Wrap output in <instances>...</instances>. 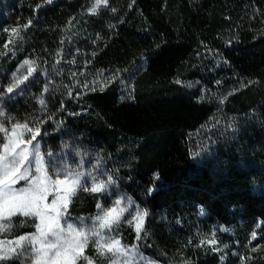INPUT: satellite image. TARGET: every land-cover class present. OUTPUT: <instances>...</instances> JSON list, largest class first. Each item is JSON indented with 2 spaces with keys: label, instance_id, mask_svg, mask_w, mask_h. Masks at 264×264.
Returning <instances> with one entry per match:
<instances>
[{
  "label": "trees",
  "instance_id": "1",
  "mask_svg": "<svg viewBox=\"0 0 264 264\" xmlns=\"http://www.w3.org/2000/svg\"><path fill=\"white\" fill-rule=\"evenodd\" d=\"M43 2L0 0L1 26L19 17L36 23L28 37L33 59L53 63L64 50L65 69L72 71L76 63L80 76L109 67L133 71L130 99L119 97L114 79L82 95L74 92L83 113L71 100L65 102L67 113L76 116L67 117L66 125L73 136L95 146L147 210L146 253L165 263L221 264L219 255L191 240L179 221L197 218L200 208L224 226L253 231L264 221V0H245L242 13L227 12L223 0H108L98 14L87 16L81 0H54L41 10L37 24L35 10ZM79 19L87 34L69 42L66 32ZM205 29L223 40L231 36L223 53L236 92L225 107L236 117L238 130L228 143H219L216 153L198 159L197 133L216 107L177 81L200 75L190 38ZM82 78L76 79L82 83ZM23 103L17 105L26 108L24 114ZM100 200L99 194L81 190L71 213L94 214ZM127 233L134 243V230ZM255 242V257L264 264V231Z\"/></svg>",
  "mask_w": 264,
  "mask_h": 264
},
{
  "label": "rangeland",
  "instance_id": "2",
  "mask_svg": "<svg viewBox=\"0 0 264 264\" xmlns=\"http://www.w3.org/2000/svg\"><path fill=\"white\" fill-rule=\"evenodd\" d=\"M54 1V0H53ZM83 5V16L90 15L87 10L92 7L94 0H81ZM52 4V3H51ZM51 4L43 2L40 8L35 10L37 24L41 22L40 12L42 9L50 7ZM245 0H223L222 6L229 13H242L245 8ZM24 20L19 17L13 24L7 26L0 25V93H6V89L12 86L17 80L21 81L18 87L14 89L11 94L0 96V108L4 112V116L0 117V123L9 131L12 125L25 124L35 131L40 129V135L36 137L40 141V152L42 154L51 153L52 156L45 157V166L48 170V175L52 181L57 179L53 175L54 172H61L64 168L73 170L74 172L91 173L95 177L96 183L101 181L106 182V177L111 176L114 183L109 185L105 192L96 193L100 195V202L98 205L102 206L104 210L112 208H124L125 211L120 216L117 224H114L111 229L102 230L105 240L109 237L119 240L120 244L129 250L127 259L121 257L119 264H173L160 261L144 250L143 232L148 216L147 210L139 204L133 195L127 190L124 183L119 180V176L108 167V163L103 156L98 152L93 144L86 143L81 137L73 136L72 129L69 130L67 124V117L74 118L73 114L67 113L65 102L71 100L72 106L79 108L80 113H83V104L79 101L73 93L78 91L80 95L88 93L90 89L97 87L100 83H109L110 79L117 81L119 90V97L121 99H130L134 92L132 76L133 71L124 68H108V71L96 72V69H91L90 73L86 75L78 64H72V71L65 69V65L69 64L67 61L68 54L63 51L56 53V61L53 63H43L41 60L33 59V55L28 51V37L31 30L35 27L34 21ZM79 19L76 23L71 24L67 30L66 38L69 42L79 36H86V29L82 31ZM83 22V21H82ZM159 23H163L162 19H158ZM34 23V24H33ZM15 30V31H13ZM224 37H226L224 35ZM231 37L227 35L226 38ZM221 39L220 37L210 33L209 30H204L200 35L192 36L190 43L195 50V67L199 69V76L192 79L179 80L182 85L188 88L194 94H199V100L213 104L216 107L215 115L209 122L203 126L197 133V151L198 159L209 158L216 153L219 143H228L230 136L234 135L238 130V123L236 117L232 116L226 111V104L230 96L236 92L230 83L232 82L229 63L225 60L224 49L230 45V41ZM32 61L31 67L35 69L31 76H28V67L21 65L25 60ZM112 70V71H111ZM47 71L51 72L47 77ZM15 73V77L13 76ZM46 76H45V75ZM28 76L27 80L24 77ZM68 76V77H65ZM84 77L83 80L77 81L76 78ZM111 77V78H110ZM113 80V81H114ZM73 86H70V85ZM47 86L48 91H44ZM19 92V95L16 93ZM13 96V99H9ZM43 99L45 104L42 106L39 101ZM22 100L28 111L21 112L25 108L23 105L18 107L17 103ZM61 109L55 111V107L61 103ZM19 108L20 111H19ZM26 109V108H25ZM11 117L12 119H6ZM34 121V123H32ZM29 134L24 133L23 139H29ZM220 140V141H219ZM6 140L0 141V151H2V143ZM35 143V141H33ZM63 179V175H60ZM81 183L88 189L92 187L93 180L87 175L82 178ZM25 181H19L15 185L16 188L26 187ZM67 187V186H60ZM58 186L55 184H48V193L44 203L51 204L56 196L64 195L62 191L57 190ZM81 190L86 193L83 188H77L75 195L69 199L67 210L60 218L61 226L67 228V224H71L78 232H89L93 229L98 215H103L101 208L96 209L94 214L77 215L71 213V204L74 197ZM93 193V192H91ZM124 198V199H122ZM132 201L129 206L128 200ZM121 200V204L117 206L115 201ZM199 209L197 218H182L179 224L185 228L187 234L190 235L191 240H196L198 244L215 251L221 260V264H259L255 257L257 252V245L255 241L263 236L264 221H259L255 224L253 231H249L243 225L224 226L218 223H213L209 220L208 215L203 209V214ZM137 211L144 213L142 229L140 232L141 239H137V232L135 225L137 220L134 219ZM128 221H132L129 223ZM39 223L36 217H24L19 214L12 217L11 232L0 234V241H12L20 235L32 234L35 232L34 224ZM23 225V226H21ZM128 228H132L136 234L135 242L129 243ZM226 229V230H225ZM255 233V239H253ZM128 234V235H127ZM97 239L91 235L88 238L87 247L84 249V255L93 260L94 264H102L106 257H98L97 250L94 246V240ZM215 240L214 245L204 243L201 241ZM15 247V245H10ZM133 246L135 251L133 252ZM218 249V250H214ZM223 257V259H221ZM18 260L22 264H28L26 258L18 259L13 256L7 261H2L0 264ZM76 264H84L82 259L76 260ZM111 264V261L108 262Z\"/></svg>",
  "mask_w": 264,
  "mask_h": 264
},
{
  "label": "snow or ice",
  "instance_id": "3",
  "mask_svg": "<svg viewBox=\"0 0 264 264\" xmlns=\"http://www.w3.org/2000/svg\"><path fill=\"white\" fill-rule=\"evenodd\" d=\"M52 2L53 0H46L48 4ZM107 6L108 0H94V4L87 11L95 15L102 7ZM110 10L114 11V9ZM28 23L31 24V21ZM32 63L26 59L21 65L22 68L29 65L28 76H31L35 71L31 67ZM13 76L15 77V73ZM28 76H25L24 80H27ZM179 82L177 81V83ZM19 83L21 81L17 80L16 83L6 89V93H0V96L13 93ZM44 91H48L47 86H45ZM19 94V92L16 93V95ZM13 98V96H9V99ZM39 103L42 106L45 104L43 99ZM3 116L4 112L0 108V117ZM6 119L12 118L6 117ZM25 132L30 137L27 140L23 139ZM38 135H40V129L36 128L33 131L27 123L12 125L10 131L0 123V141H7L2 143V151H0V234L11 232L12 217L17 214L24 217H36L39 220V223L34 224V233L20 235L12 241H0V262L15 256L18 259L26 258L28 264H76L78 259H82L84 264H94L92 259L84 255L89 235L97 238L94 240V246L98 257H106L102 264H108L109 261L111 264H119L121 257L127 259L129 250L122 246L119 240L109 237L106 241L102 232L104 229H111L114 224L119 222L120 216L125 211L124 208H119V211L117 208L104 210L102 206L97 205L98 208H101L103 215H98L95 218L97 223L90 233L78 232L71 224H67V228H64L60 223V218L66 212L70 202L69 198L75 195L77 188H83L93 193L105 192L109 185L114 183L112 177H106V182L96 183V178L92 177L91 173L74 172L64 168L62 173H53L57 179L52 181L45 166V157L50 158L52 154L40 152V141L36 139ZM60 175H63V179L59 178ZM86 175L93 180L90 189L81 183L82 178ZM19 181H25L27 186L16 188L15 185ZM49 183L55 184L58 186L57 190L64 193V195L54 197L51 204L44 203ZM151 191L152 189H149V192ZM115 204L119 206L121 200L115 201ZM128 204L129 206L132 204L130 199ZM201 213L203 214V209H201ZM143 216L144 213L137 211V215L134 217L137 220L135 225L137 239H141L139 234L142 229ZM128 222L131 223L132 221ZM252 235L255 239V233ZM201 243L214 245L216 241L213 239L201 241ZM10 245H15V247ZM132 251H135V246H133Z\"/></svg>",
  "mask_w": 264,
  "mask_h": 264
}]
</instances>
